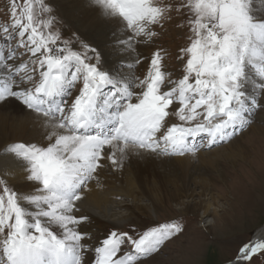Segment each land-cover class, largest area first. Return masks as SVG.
Returning a JSON list of instances; mask_svg holds the SVG:
<instances>
[{
    "label": "snow or ice",
    "instance_id": "6c2138e0",
    "mask_svg": "<svg viewBox=\"0 0 264 264\" xmlns=\"http://www.w3.org/2000/svg\"><path fill=\"white\" fill-rule=\"evenodd\" d=\"M93 3L130 32L116 41L128 50L156 36L153 26L172 11L157 0ZM9 9V22L0 25V103L19 101L50 131L46 144L12 143L0 159L5 174L21 169L34 185L18 192L0 175V264H136L182 226L163 223L138 238L111 231L89 245L81 231L89 217L77 214L82 190L104 159L120 167L130 148L195 155L247 127L264 107V16L255 14L253 0H182L176 11L187 9L189 44L181 49L183 75L171 80L159 50L143 78L103 69L96 48L81 42L78 51L61 39L45 0H9ZM25 53L28 59L9 63ZM173 116L180 123L168 125ZM200 134L206 145L195 142ZM126 242L130 251H123ZM256 254H264V237L245 243L236 264H250Z\"/></svg>",
    "mask_w": 264,
    "mask_h": 264
},
{
    "label": "rangeland",
    "instance_id": "374dc122",
    "mask_svg": "<svg viewBox=\"0 0 264 264\" xmlns=\"http://www.w3.org/2000/svg\"><path fill=\"white\" fill-rule=\"evenodd\" d=\"M45 2L52 9L53 27L60 32L61 39L68 40L70 45L78 51L82 50L81 42L96 48L101 54L103 69H113L143 78L149 69L153 54L159 50L163 56V69L170 74L169 79L177 80L183 75L186 57L180 59L181 49L188 46L190 31L186 23L187 9L176 11L182 0H157L161 4H170L172 11L166 14L162 26H153V31L157 35L151 40L139 38L133 43L134 50L125 48L130 53L129 64L133 65L131 68L127 67L129 64L126 63L110 65L103 46L77 29V25L68 19L69 15H66L55 0H45ZM256 2L253 0V8ZM9 11V0H0V25L9 22ZM127 33L126 35L123 32L121 35H130V32ZM3 42L0 39V43ZM15 43L14 38L12 44ZM16 51L18 54L24 53L23 48H18ZM26 59H28L27 53L18 55L17 59L9 63L19 64ZM137 60L139 63H136ZM168 87L166 83L164 90ZM78 88L79 85H77ZM76 94L77 91L74 90L69 103ZM259 99L264 105V94H261ZM178 106V104L173 105L172 110L174 111ZM173 123H180V121L174 116L168 118L167 124ZM254 124V127H261L262 133L251 130ZM8 133L9 125H5L3 119H0V150L6 144ZM242 133L244 138H239ZM234 138L248 150V161L246 158L237 160L234 164L235 170L231 162L224 160L222 156L216 159L214 165L200 164L199 157H196L188 174V171L177 165L176 158L180 155L151 152L156 154L154 157L158 160L153 159L148 164L143 163L142 171L139 170L138 173L148 175L150 180L155 174L156 191L160 194L154 196L151 193L153 184L148 182L150 184L146 188L145 177L143 182L138 178L140 188L136 189L135 196L120 194L117 198L115 197L116 203L113 209L117 220L115 224L107 222L97 224L88 221L87 227L82 230L90 235L86 243L97 245L111 231L128 232L129 235L138 238L139 234L150 227L178 222L182 226V232L166 240L158 251L139 259L136 264H226L233 260L240 246L251 239L257 228L264 225V107L258 108L251 118V123L237 131L231 139L211 147H199L198 151H213ZM196 143L206 145L205 134H201ZM103 163H105L103 172L96 173L88 183H96L100 187L119 183L115 177L113 178L116 169L113 171L110 166L112 164L107 159H104ZM0 175L3 174L0 172ZM204 178L209 183L206 181L205 186H203ZM6 180L8 185L17 191L16 184ZM232 188L234 190L243 188L242 194H237L238 200L231 193ZM209 201L217 205L222 215V219L213 226H205L203 218L204 205ZM130 250L131 245L126 242L123 251ZM91 255L89 253V258ZM250 264H264V254L254 255Z\"/></svg>",
    "mask_w": 264,
    "mask_h": 264
},
{
    "label": "bare ground",
    "instance_id": "6f19581e",
    "mask_svg": "<svg viewBox=\"0 0 264 264\" xmlns=\"http://www.w3.org/2000/svg\"><path fill=\"white\" fill-rule=\"evenodd\" d=\"M55 1L60 5L61 9L66 13V15H69L68 19L77 25V29H79L82 33L87 34L99 45L106 49L105 56L108 57L110 65L114 66L123 63H130V53H128L125 48L120 47L116 43V41L125 39L127 37L125 35H121L123 32L126 35L128 34V31L124 29L123 25L117 19H106L102 17L100 14V9L94 5L93 0ZM256 1L257 2L254 6V9H257L258 11L255 14L264 16V5L259 4L258 0ZM0 108H2V110H0V119H3V123L5 125H9V133L5 142L6 144L4 148L0 150V159L4 158L6 147L12 143H47L45 134L50 131V129L45 127L44 118L42 116L37 115L35 112H32L29 109L24 110L26 107L15 99H9L4 103H0ZM254 126L255 124L253 127ZM251 130H257L258 132L262 133L261 127H254ZM242 137L243 133L239 138ZM235 139L236 138L232 139L226 145L213 149V151H197L199 153L196 152V155L186 154L179 156L176 158L177 165L184 168L185 171H188V174H190V169L192 164H194L196 157H199L200 164L202 163L208 165H214L216 159L218 157L220 158L221 156L224 160L231 162L233 166L235 162L241 158H246L248 161V150L246 147H242L241 144ZM155 155L156 154L149 151L130 148L122 161V166L115 167L110 165L112 166L113 171L116 169V173L113 174V178L115 177L119 183L104 187L97 186L96 183H88L87 187L82 190L84 199L81 202H78V208L80 209V212L77 214L88 216V221L91 223L93 222L102 224L103 222H107L110 224H115L117 221L115 218V213H113L116 203L115 197L117 198L120 194L135 196L136 189L140 188L139 179L143 182L144 177V180H146V188H148V185L152 183L153 185L151 193L154 196L155 194H160L158 191H156L157 179H155V174L150 180L148 175L138 173L139 170L142 171L143 163L148 164L153 159L158 160L157 157H154ZM104 165L105 163H103V166L98 169L97 173L103 172ZM233 169H236L235 166ZM153 171L154 170L152 169V174ZM0 172L6 179L16 184L18 192H29L34 187L33 184L25 180L26 173L21 169H15L14 174L8 175L5 174L3 166L0 165ZM203 181H205L203 186L207 185L208 180L204 178ZM242 190L243 188L237 190L232 188L231 193H233L234 197L237 198V194H242ZM133 200L135 201V199ZM216 206L217 205H215L213 201L205 203L203 209L205 226H213L217 224L220 219H222V215L219 213V208ZM116 208H118V206ZM88 221L81 225V231L87 227L86 225ZM261 237H264V228L258 233L255 239Z\"/></svg>",
    "mask_w": 264,
    "mask_h": 264
}]
</instances>
